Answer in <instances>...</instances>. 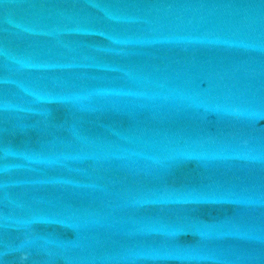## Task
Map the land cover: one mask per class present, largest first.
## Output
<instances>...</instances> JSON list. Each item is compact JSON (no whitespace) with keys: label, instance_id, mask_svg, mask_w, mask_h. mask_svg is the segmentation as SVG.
<instances>
[{"label":"water","instance_id":"95a60500","mask_svg":"<svg viewBox=\"0 0 264 264\" xmlns=\"http://www.w3.org/2000/svg\"><path fill=\"white\" fill-rule=\"evenodd\" d=\"M0 264H264V0H0Z\"/></svg>","mask_w":264,"mask_h":264}]
</instances>
